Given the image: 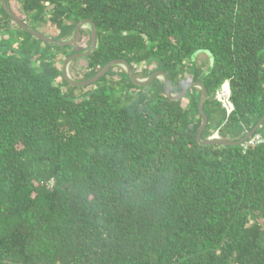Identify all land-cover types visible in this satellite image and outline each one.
Listing matches in <instances>:
<instances>
[{"label":"trees","instance_id":"1","mask_svg":"<svg viewBox=\"0 0 264 264\" xmlns=\"http://www.w3.org/2000/svg\"><path fill=\"white\" fill-rule=\"evenodd\" d=\"M6 3L56 42L95 24V51L66 67L74 82L121 60L140 82L164 72L172 97L202 84L203 143L238 142L264 115V0ZM91 30L50 46L0 2V264H264V122L246 150L199 143L200 87L172 101L163 77L136 87L122 65L63 96L61 66Z\"/></svg>","mask_w":264,"mask_h":264},{"label":"water","instance_id":"2","mask_svg":"<svg viewBox=\"0 0 264 264\" xmlns=\"http://www.w3.org/2000/svg\"><path fill=\"white\" fill-rule=\"evenodd\" d=\"M1 2V6L4 9V11L6 12V14L12 19V21L20 28L22 29L24 32L33 35L34 37H36L37 39L41 40L43 43L50 45V46H57V47H63V46H69L71 45L77 38L80 29L82 28V26H84L85 24H89L92 27L91 30V45L89 47V49L83 53V54H75V55H71L70 57H68L62 64L61 66V72H62V76L63 79L66 83H68L69 85L73 86V87H87L90 85L95 84L100 78H102L112 67L116 66V65H122L126 68L128 77L131 81V83L135 86L138 87H146L148 85H150L156 78L158 77H163L164 78V87H163V91L164 94L167 98H169L172 101H179L181 100L183 97H185L187 91L193 87H200L201 89V96H200V101L198 104V111L202 117V125L197 133L196 136V140L199 143L202 144H207V145H213V144H219V145H225V146H229V145H241L243 144L247 139H249L250 137H252L254 135V133L257 131V129L260 127V125L264 122V115L263 117L260 119V121L257 123V125L253 128L252 131H250L243 139H241L238 142L235 143H229V142H222L219 140H216V138H210L207 142L203 143L201 142V135L205 129V126L207 124V118L203 112V105L204 102L207 98V92L205 87L200 84V83H190L188 85H186L181 91L180 93L176 96V97H172L170 95V82L169 79L167 77V75L164 72H155L153 73L146 81L140 82L137 81L133 75L132 69L131 67L125 62V61H121V60H117V61H112L110 63H108L107 65H105L96 75H94L91 79L87 80V81H82V82H74L72 80L69 79L68 75H67V71H66V67L68 65V63H70L71 61L78 59V58H82V57H87L90 54H92L95 49H96V43H97V28L95 26V24L90 21V20H83L81 22H79L76 25L75 31H74V35L72 37L71 40L67 41V42H56L53 41L45 36H43L40 33L34 32L32 31L28 26H26L9 8L8 5L6 3V0H0Z\"/></svg>","mask_w":264,"mask_h":264},{"label":"built area","instance_id":"3","mask_svg":"<svg viewBox=\"0 0 264 264\" xmlns=\"http://www.w3.org/2000/svg\"><path fill=\"white\" fill-rule=\"evenodd\" d=\"M230 89L228 86L223 87L217 93L216 100L224 107L228 109L229 105ZM216 134L212 138H216ZM263 143V139L259 135H253L247 139L242 145L243 149L246 150L249 146H255Z\"/></svg>","mask_w":264,"mask_h":264},{"label":"rangeland","instance_id":"4","mask_svg":"<svg viewBox=\"0 0 264 264\" xmlns=\"http://www.w3.org/2000/svg\"><path fill=\"white\" fill-rule=\"evenodd\" d=\"M11 29H13V31L15 32V35H18V34L21 35L20 31L18 29H16L14 26H11ZM19 37L23 38V36H19ZM28 43L30 44V46L35 47V48H37L38 45H41V43H38L36 41L33 44L31 40H29ZM12 45L16 48L18 46H20V44H14V43H12ZM41 47H43V46L41 45ZM40 49H42V48H40ZM32 65H34V67L37 68L39 65L38 60L34 61V59H33ZM136 87H138V86H136ZM146 87H148V86H146ZM142 88H145V87H142ZM60 90H61V94L67 98H74L75 96L78 97V95L81 94V91L79 89H74V87L67 86V85L63 84L62 82H60ZM146 92L148 94L150 91L146 90ZM77 97H75V98H77Z\"/></svg>","mask_w":264,"mask_h":264},{"label":"bare ground","instance_id":"5","mask_svg":"<svg viewBox=\"0 0 264 264\" xmlns=\"http://www.w3.org/2000/svg\"><path fill=\"white\" fill-rule=\"evenodd\" d=\"M139 76V75H138Z\"/></svg>","mask_w":264,"mask_h":264}]
</instances>
